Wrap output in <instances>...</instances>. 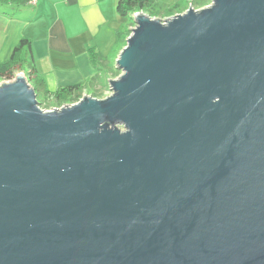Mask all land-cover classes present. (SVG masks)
I'll return each mask as SVG.
<instances>
[{
	"label": "water",
	"instance_id": "water-1",
	"mask_svg": "<svg viewBox=\"0 0 264 264\" xmlns=\"http://www.w3.org/2000/svg\"><path fill=\"white\" fill-rule=\"evenodd\" d=\"M133 22L104 97L0 81V264H264V0Z\"/></svg>",
	"mask_w": 264,
	"mask_h": 264
},
{
	"label": "crops",
	"instance_id": "crops-1",
	"mask_svg": "<svg viewBox=\"0 0 264 264\" xmlns=\"http://www.w3.org/2000/svg\"><path fill=\"white\" fill-rule=\"evenodd\" d=\"M161 1L173 9L171 15L184 11L189 3L196 8L209 3ZM116 3L117 0H0V63L7 61L18 42L26 38L30 50L22 47L18 52L25 61L17 72L24 73L29 69L28 61L33 63L37 76L49 90L84 82L95 71L92 50L100 52L108 63L110 56L116 59L121 50L115 34L120 27ZM182 7L185 9L181 11Z\"/></svg>",
	"mask_w": 264,
	"mask_h": 264
},
{
	"label": "trees",
	"instance_id": "trees-1",
	"mask_svg": "<svg viewBox=\"0 0 264 264\" xmlns=\"http://www.w3.org/2000/svg\"><path fill=\"white\" fill-rule=\"evenodd\" d=\"M184 9H181V11ZM164 10L173 11L167 3L161 0H117L116 12L119 16L120 27L115 33L116 43L121 44V48L125 45L126 37L129 35L131 27L134 26L133 13L142 11L150 16L164 18L167 15H160L162 14L161 11ZM22 47H27L30 50L28 39L22 38L14 47L10 58L0 63V80H10L15 76L17 69H23L25 60L18 56V52ZM91 59L95 69L93 75L84 82L59 86L55 90H49L45 86L43 80L37 76L33 63L28 61L27 66H29V69H25L24 74L27 82L34 89L38 105L45 109L72 103L77 101L83 95V92L98 98L104 97V91L109 90V79L117 77L121 71L114 66V68L109 66L104 70L102 64L105 65L108 62H104L105 58L98 51H91Z\"/></svg>",
	"mask_w": 264,
	"mask_h": 264
},
{
	"label": "rangeland",
	"instance_id": "rangeland-1",
	"mask_svg": "<svg viewBox=\"0 0 264 264\" xmlns=\"http://www.w3.org/2000/svg\"><path fill=\"white\" fill-rule=\"evenodd\" d=\"M182 1H184V0H182ZM193 2L194 1H197V0H192ZM200 1V0H199ZM211 0H207L206 2H210ZM201 2V1H200ZM189 4H191V3H189ZM189 4H186L185 6H186V8L189 6ZM194 8H196L195 6V4H191ZM205 6V5H204ZM184 7V6H183ZM183 7H182V9H183ZM155 13V12H154ZM161 13L162 14H160V15H167V16H170L169 14H171L172 12L171 11H161ZM167 16H165V17H167ZM164 17V18H165ZM117 47H115L114 48V50L116 49ZM114 50H113V53H114ZM110 62L109 63H107V64H105V65H103L102 64V68L105 70V69H107L109 66H111L110 68H114V67H116V65H115V59L113 58V56H110ZM114 59V60H113ZM114 66V67H113ZM17 73H23V72H17ZM110 93V87H109V90H107V91H104V96L105 95H107V94H109ZM83 94H87V93H83ZM52 107H54V106H52ZM44 109V108H43ZM45 109H50V108H45Z\"/></svg>",
	"mask_w": 264,
	"mask_h": 264
},
{
	"label": "built area",
	"instance_id": "built-area-1",
	"mask_svg": "<svg viewBox=\"0 0 264 264\" xmlns=\"http://www.w3.org/2000/svg\"><path fill=\"white\" fill-rule=\"evenodd\" d=\"M29 1H31V2H35V0H29ZM135 13H133V15H134ZM2 81V80H1ZM63 105V104H62ZM54 107H57V106H54ZM59 107V106H58ZM51 108H53V107H51ZM50 108V109H51Z\"/></svg>",
	"mask_w": 264,
	"mask_h": 264
},
{
	"label": "clouds",
	"instance_id": "clouds-1",
	"mask_svg": "<svg viewBox=\"0 0 264 264\" xmlns=\"http://www.w3.org/2000/svg\"><path fill=\"white\" fill-rule=\"evenodd\" d=\"M133 27V26H132ZM1 81V80H0Z\"/></svg>",
	"mask_w": 264,
	"mask_h": 264
}]
</instances>
